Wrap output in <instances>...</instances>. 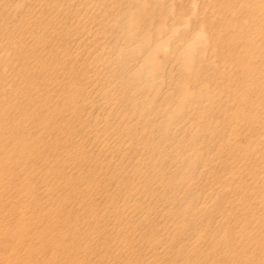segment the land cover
Instances as JSON below:
<instances>
[{"label": "bare ground", "instance_id": "obj_1", "mask_svg": "<svg viewBox=\"0 0 264 264\" xmlns=\"http://www.w3.org/2000/svg\"><path fill=\"white\" fill-rule=\"evenodd\" d=\"M0 264H264V0H0Z\"/></svg>", "mask_w": 264, "mask_h": 264}]
</instances>
